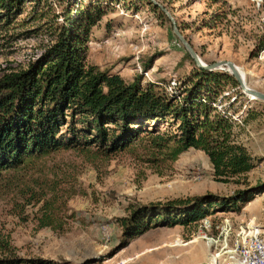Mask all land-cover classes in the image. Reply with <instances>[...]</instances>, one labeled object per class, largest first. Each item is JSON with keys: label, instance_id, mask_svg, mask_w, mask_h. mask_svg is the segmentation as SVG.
I'll use <instances>...</instances> for the list:
<instances>
[{"label": "rangeland", "instance_id": "374dc122", "mask_svg": "<svg viewBox=\"0 0 264 264\" xmlns=\"http://www.w3.org/2000/svg\"><path fill=\"white\" fill-rule=\"evenodd\" d=\"M102 3L105 13L87 42L88 64L118 73L126 82L140 76L141 85L156 82L168 91L181 83L196 64L162 6L204 63L231 60L244 73L246 85L264 93V0ZM64 4L43 0L33 13L32 3L25 2L23 13L0 31V76L24 68L51 42L49 27L61 23ZM149 60L150 67L144 68ZM217 70L230 74L227 68ZM223 95V105L230 98L236 114L249 107L258 113L240 134L257 162L246 183L216 180L206 154L193 148L173 162L158 164L147 161L140 147L108 156L62 149L45 159L42 171L47 196L55 197L51 226L39 225L40 204L32 199L37 174L0 172V258L16 259L9 264H234L235 244L245 237L242 229H257L264 237L260 226L249 224L251 213L261 208L259 223L264 224V190L239 211H215L190 225L152 228L119 248L126 242L119 219L135 205L205 193L231 195L264 184V101L247 97L238 84H228ZM159 127L165 130L168 123ZM189 241L199 253L206 246V256L192 257L185 250Z\"/></svg>", "mask_w": 264, "mask_h": 264}, {"label": "trees", "instance_id": "16d2710c", "mask_svg": "<svg viewBox=\"0 0 264 264\" xmlns=\"http://www.w3.org/2000/svg\"><path fill=\"white\" fill-rule=\"evenodd\" d=\"M27 1L33 13L43 2L0 0V31L23 13ZM63 1L61 23L49 27L51 42L24 68L0 76V172L37 174L32 199L40 204V227L53 225L55 203V197L47 196L44 161L62 149L108 156L140 147L147 161L158 164L193 148L206 154L216 180L247 182L257 162L240 134L258 113L249 107L236 114L230 98L223 105L225 87L238 84L232 75L195 66L170 91L156 82L141 85L140 76L126 82L118 73L86 62L90 30L105 13L102 0ZM164 122L168 128L161 130ZM263 190L260 184L231 195L205 193L135 205L119 219L126 239L119 248L152 228L190 225L215 211H239ZM14 261L0 258V264Z\"/></svg>", "mask_w": 264, "mask_h": 264}, {"label": "water", "instance_id": "95a60500", "mask_svg": "<svg viewBox=\"0 0 264 264\" xmlns=\"http://www.w3.org/2000/svg\"><path fill=\"white\" fill-rule=\"evenodd\" d=\"M162 11L167 15V17L172 22L173 26V32L179 39V41L183 44V46L186 48L187 52L191 56L192 60L199 68H204L208 70H217V69H224L227 68V71L235 78L237 81L241 91L243 94H245L247 97H253L254 99H260L264 101V93L258 90H255L249 86L246 85L245 81L243 80L241 74L236 68V64L231 60H216L212 63H204L197 52L194 50L193 46L185 39V37L181 34V32L178 30L176 26V22L170 12L161 6Z\"/></svg>", "mask_w": 264, "mask_h": 264}, {"label": "bare ground", "instance_id": "6f19581e", "mask_svg": "<svg viewBox=\"0 0 264 264\" xmlns=\"http://www.w3.org/2000/svg\"><path fill=\"white\" fill-rule=\"evenodd\" d=\"M237 68V67H236ZM244 80V73L237 68ZM251 99H254L251 97ZM238 243L235 244L234 264H264V238L258 233H244Z\"/></svg>", "mask_w": 264, "mask_h": 264}, {"label": "crops", "instance_id": "0c3cea01", "mask_svg": "<svg viewBox=\"0 0 264 264\" xmlns=\"http://www.w3.org/2000/svg\"><path fill=\"white\" fill-rule=\"evenodd\" d=\"M255 200H252V201H250V206H251V202L253 203ZM250 206H248V207H250ZM263 207V206H262ZM264 208V207H263ZM251 216H252V218L250 219V222H249V224L250 223H254L253 225H257V226H260L261 227V231L264 233V224H261V223H259L260 222V220H261V218H262V208L261 209H258L256 212H253V213H251ZM255 221H257V222H255ZM258 233L259 234V232H258V230L257 229H254V230H252V231H246L245 229H242V234H244V233H249V234H252V233ZM261 236H262V234H260ZM263 237V236H262ZM264 238V237H263ZM190 242V241H189ZM203 246V248H202V251H201V253H199L197 250H199V247H197V245L196 244H193V243H189L188 244V248L187 249H185L187 252H189V253H191L192 255V257H202V255H203V257L204 256H206V252H207V248H206V246H204V245H202Z\"/></svg>", "mask_w": 264, "mask_h": 264}, {"label": "built area", "instance_id": "2783aa9c", "mask_svg": "<svg viewBox=\"0 0 264 264\" xmlns=\"http://www.w3.org/2000/svg\"><path fill=\"white\" fill-rule=\"evenodd\" d=\"M251 264V263H250Z\"/></svg>", "mask_w": 264, "mask_h": 264}]
</instances>
